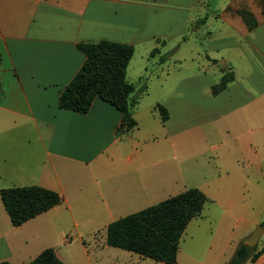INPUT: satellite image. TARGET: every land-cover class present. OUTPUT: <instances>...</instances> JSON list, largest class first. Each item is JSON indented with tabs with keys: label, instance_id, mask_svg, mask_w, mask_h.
<instances>
[{
	"label": "crops",
	"instance_id": "0c3cea01",
	"mask_svg": "<svg viewBox=\"0 0 264 264\" xmlns=\"http://www.w3.org/2000/svg\"><path fill=\"white\" fill-rule=\"evenodd\" d=\"M262 27L264 0H0V263L53 249L65 264H115L112 223L198 189L209 202L177 264H228L264 223ZM105 41L134 47L137 94L148 78L130 133L100 97L86 114L59 107L87 59L79 46ZM157 48L164 64L151 57ZM14 187L63 202L15 227L1 200ZM257 247L246 264H264V235Z\"/></svg>",
	"mask_w": 264,
	"mask_h": 264
},
{
	"label": "trees",
	"instance_id": "16d2710c",
	"mask_svg": "<svg viewBox=\"0 0 264 264\" xmlns=\"http://www.w3.org/2000/svg\"><path fill=\"white\" fill-rule=\"evenodd\" d=\"M79 49L87 59L62 93L60 109L86 114L95 99L100 97L123 114V129L130 133L137 126L133 118L134 111L148 89V78L143 79L144 87L138 94L136 86L127 80V68L134 55V47L105 41L81 44ZM151 57H159L161 64L168 61V55H163L160 48L155 49ZM212 62L217 64V61ZM233 80L234 73L231 70L225 72L214 92L223 91ZM155 110L161 113L164 123L169 120V112L165 107L158 105ZM1 200L15 227L22 226L63 202L59 194L40 187L3 189ZM208 202L200 190H186L156 206L112 223L106 231V244L158 263L177 264L180 241L190 222L202 214ZM261 254L257 246L251 248L241 243L228 264L256 262ZM29 264L65 263L58 258L55 250L47 249Z\"/></svg>",
	"mask_w": 264,
	"mask_h": 264
},
{
	"label": "rangeland",
	"instance_id": "374dc122",
	"mask_svg": "<svg viewBox=\"0 0 264 264\" xmlns=\"http://www.w3.org/2000/svg\"><path fill=\"white\" fill-rule=\"evenodd\" d=\"M259 39L261 40V44L262 46L264 47V27L261 28V34L259 36ZM258 71H256V74H255V80L257 82V89L258 90H262L264 89V78H259L258 76ZM238 100H240L239 97H237ZM112 251H118V253H122L123 255H119L118 258H119V261H116L115 264H136V259L137 256L135 254H131V253H128L126 251H123V250H120V249H116V250H112ZM94 255V254H93ZM133 258H131V256ZM110 258H115V254H109ZM105 259H108V258H105ZM147 262H142L140 264H160L158 262H155L153 260H146Z\"/></svg>",
	"mask_w": 264,
	"mask_h": 264
},
{
	"label": "water",
	"instance_id": "95a60500",
	"mask_svg": "<svg viewBox=\"0 0 264 264\" xmlns=\"http://www.w3.org/2000/svg\"><path fill=\"white\" fill-rule=\"evenodd\" d=\"M263 235H264V227L259 225L250 235V237H248L245 240L244 244L248 247L255 248L259 244L260 239L262 238Z\"/></svg>",
	"mask_w": 264,
	"mask_h": 264
}]
</instances>
